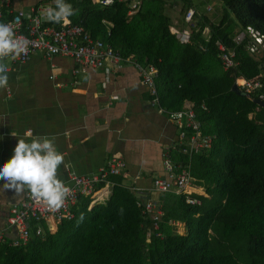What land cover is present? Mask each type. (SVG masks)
Instances as JSON below:
<instances>
[{
	"label": "trees",
	"instance_id": "trees-1",
	"mask_svg": "<svg viewBox=\"0 0 264 264\" xmlns=\"http://www.w3.org/2000/svg\"><path fill=\"white\" fill-rule=\"evenodd\" d=\"M177 1L183 2L179 23L191 29L184 43L171 30L165 0H142L132 17L130 5L116 1L102 17L113 23L112 45L158 68L159 82L170 86L177 102L173 111L185 101L194 103L201 133L212 145L192 155L179 149L173 163L189 170L193 185L205 187L203 194H193L202 203L153 190L144 197L162 210L154 229L139 202L143 196L123 183V174L113 175L109 196L92 205L94 198L82 195L74 218L62 219L56 232L44 229L24 247L0 245V264H264V106L256 96L232 89L243 75L261 80L264 94V50L251 55L248 40L234 41L249 27L264 33V0H220L224 11L212 19L199 11L205 0ZM190 9L195 14L187 21ZM83 14L88 20L90 12ZM218 41L235 51L236 68L222 71ZM183 129L187 138L193 135ZM174 222L185 223L187 232Z\"/></svg>",
	"mask_w": 264,
	"mask_h": 264
},
{
	"label": "crops",
	"instance_id": "crops-1",
	"mask_svg": "<svg viewBox=\"0 0 264 264\" xmlns=\"http://www.w3.org/2000/svg\"><path fill=\"white\" fill-rule=\"evenodd\" d=\"M66 2L76 9V15L69 18L70 23L82 25L95 40L112 47L122 56L123 53L109 40L113 23L102 17L108 7L102 6L100 0ZM1 5L4 17L0 22L3 23L11 20L17 11L26 13L27 23L41 8L54 6L53 0H11L10 8L5 2ZM83 9L90 12L88 20L83 18ZM135 14L129 6L128 16ZM47 24L60 26L63 23L47 21ZM102 25L106 26L105 32ZM171 30L179 32L182 43L190 38L191 29L183 21L172 22ZM137 56L132 52L122 57L134 61L123 59L116 63L108 60L103 67L97 68L82 67L63 56L47 59L41 52L34 54L26 64L3 62L9 82L7 87L0 88V165L10 159L17 139L25 137L27 132L33 136L46 135L55 138L58 150L64 155L65 163L58 170L59 178L64 182H69L72 173L93 175L110 159L121 158L127 163L123 183L142 195L143 200L152 201L144 195L150 197L154 193L153 179L169 178L163 168V155L168 153L174 160V156L180 155L179 151L189 154L185 150L191 146V136L187 138L185 129L159 114L151 105L150 91L142 83V73L136 65L141 63ZM156 69L155 84L157 91L162 93L159 102L165 109L173 111L177 106L175 97L170 95V86L161 85ZM222 69L226 71L223 66ZM244 78L237 75L232 89L237 85L236 80ZM194 106L193 102L185 101L179 111H195ZM187 131L194 133L190 129ZM4 183L0 180V228L7 230L10 210L20 203L24 193L17 195L14 190L6 189ZM192 190L194 195L206 191L205 187L195 183ZM58 224H45L44 229L56 232ZM174 225L181 233L187 232L185 223L174 222ZM8 233L10 238H15L12 230Z\"/></svg>",
	"mask_w": 264,
	"mask_h": 264
},
{
	"label": "built area",
	"instance_id": "built-area-1",
	"mask_svg": "<svg viewBox=\"0 0 264 264\" xmlns=\"http://www.w3.org/2000/svg\"><path fill=\"white\" fill-rule=\"evenodd\" d=\"M128 3L130 11L135 14L139 11L142 0H100L104 7L113 6L115 2ZM10 8L11 0H0V19L4 17L1 12V4ZM44 10L41 8L38 14L33 15L29 22H25L26 13L17 11L11 20L4 22L9 24L18 37L26 38L30 41L27 52L19 57H7L2 62L8 61L13 64H26L31 57L41 52L45 58L52 59L55 56H63L73 59L82 67H103L108 60L120 62L124 58L113 50L112 47H106L102 42L95 40L92 35L79 24H47L44 18ZM195 11L190 9L186 14V20L191 21ZM248 40L247 49L251 55L259 54L264 50V33L254 28L243 29L234 37V41L241 44ZM219 57L223 68L230 70L236 68L239 61L236 60L234 50L229 49L224 42L218 41ZM124 60L134 61L126 58ZM142 73V83L149 89L151 94V105L156 107L157 112L168 117V120L176 124L179 128L191 129L194 133L190 138V148L185 153L192 155L204 149H209L212 145V138L205 137L201 133V124L197 120L195 111L191 109L171 112L161 107L159 95L155 84L157 69L154 65H142L136 63ZM7 70V68H5ZM236 83L243 93L250 97L256 96L258 102L264 104V94L261 91L263 82L261 80H236ZM163 168L169 178H154L152 190L157 192H175L188 197L192 204H201L202 201L194 197L192 190V176L189 170H177L171 156L168 153L163 155ZM127 163L121 158H112L106 165L100 167L97 173L93 175H79L72 173L69 182H65L70 188V194L67 197L62 208L56 211L49 210L47 205L42 201L34 200L30 193L25 191L20 203L15 204L8 217L7 230L0 228V245L8 244L11 247H24L33 237H39L44 232V225L55 222L60 223L62 219H73V208L82 195H90L95 201L103 200L108 197L110 182L108 178L113 175L123 174L126 170ZM106 183L102 188L98 184ZM143 205V211L148 213L153 219L154 226L157 228V219L162 214L158 204L143 200L139 201ZM139 204V203H138ZM8 230H12L15 238H10ZM158 235H160L158 233Z\"/></svg>",
	"mask_w": 264,
	"mask_h": 264
},
{
	"label": "clouds",
	"instance_id": "clouds-1",
	"mask_svg": "<svg viewBox=\"0 0 264 264\" xmlns=\"http://www.w3.org/2000/svg\"><path fill=\"white\" fill-rule=\"evenodd\" d=\"M44 10V18L57 24L70 23L76 9L66 0H53ZM30 41L18 37L14 29L0 22V88H5L9 75L2 62L7 57H19L27 52ZM16 136L15 134H12ZM65 163L64 155L58 150L55 138L46 135L33 136L27 132L18 138L10 159L0 165V180L6 189L20 195L29 192L34 200L44 202L49 210L63 207L70 188L59 178L58 170Z\"/></svg>",
	"mask_w": 264,
	"mask_h": 264
},
{
	"label": "rangeland",
	"instance_id": "rangeland-1",
	"mask_svg": "<svg viewBox=\"0 0 264 264\" xmlns=\"http://www.w3.org/2000/svg\"><path fill=\"white\" fill-rule=\"evenodd\" d=\"M194 1L196 4H199V0ZM165 2H167V13L171 17L172 22H175V20H182L181 9L183 8V2H176V0H165ZM208 7L211 8V11H207ZM224 8V4L220 0H205L199 6V11L200 13H206L209 15V18L212 19L213 17H220Z\"/></svg>",
	"mask_w": 264,
	"mask_h": 264
},
{
	"label": "water",
	"instance_id": "water-1",
	"mask_svg": "<svg viewBox=\"0 0 264 264\" xmlns=\"http://www.w3.org/2000/svg\"><path fill=\"white\" fill-rule=\"evenodd\" d=\"M233 90L237 91V93H241V90L239 89V87H238L237 85L234 86V89H233ZM258 104H259L260 106H264L263 103L258 102Z\"/></svg>",
	"mask_w": 264,
	"mask_h": 264
}]
</instances>
